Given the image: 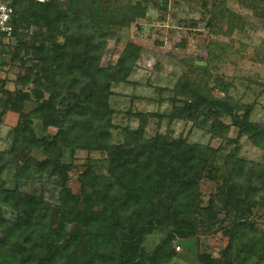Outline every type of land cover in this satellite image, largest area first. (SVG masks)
<instances>
[{
	"label": "trees",
	"instance_id": "16d2710c",
	"mask_svg": "<svg viewBox=\"0 0 264 264\" xmlns=\"http://www.w3.org/2000/svg\"><path fill=\"white\" fill-rule=\"evenodd\" d=\"M7 1L15 15L13 39L19 36L11 57L17 59L19 53L32 51L40 71L31 80L33 97L39 101L31 116L56 131L48 139L39 138L26 125L16 123L9 149L0 150V264H71L66 253L74 244L78 251L71 258L78 264H165L173 255L175 233L194 235L197 229L206 230L220 212L232 220L222 229L227 243L217 264L262 260L264 232L247 221L254 204L252 179L257 173L244 168L245 160L220 153L223 160L229 158L230 165L219 178L212 167L219 155L216 147L189 143L169 132L144 135L148 118H161L156 112L135 113L136 126L123 127L120 143L109 142L114 113L108 102L111 84L127 81L140 50L139 45L128 42L113 64H99L106 33L111 25H126L123 15L115 9L102 10L96 0H69L65 11H56L51 0H28L38 5L34 11L25 3L27 0ZM31 25L37 30L28 34ZM28 81L25 75L22 83ZM39 88L49 93L46 99H42ZM166 90L170 93L167 124L178 119L196 125L204 119L209 122V134L222 136L229 126L220 119L229 115L234 117L237 137L244 135L254 146L264 148V115L259 121H251V108L232 103L226 85H220V96H215L212 89L206 95L196 92L195 86L179 79L158 93ZM2 93L5 98L0 104V119L6 110L16 112L23 120L29 117L21 111L27 93ZM37 148H41L44 159L36 161L30 156V150ZM63 149H103L107 154L106 175L87 168L78 176L81 209L76 195L64 190L65 167L59 162ZM8 167L14 171L11 187L2 182V172ZM258 172L264 174V165ZM43 174L60 180L56 203L20 189L22 183ZM203 177L217 184L202 204L198 189ZM3 208L13 214L3 217ZM65 224L78 225L83 232L64 238ZM161 226H171L174 233L162 238L151 253L138 250L135 263L121 261L120 234L131 241Z\"/></svg>",
	"mask_w": 264,
	"mask_h": 264
},
{
	"label": "rangeland",
	"instance_id": "374dc122",
	"mask_svg": "<svg viewBox=\"0 0 264 264\" xmlns=\"http://www.w3.org/2000/svg\"><path fill=\"white\" fill-rule=\"evenodd\" d=\"M37 1V0H36ZM45 1V0H44ZM56 11H65L69 0H51ZM102 10H118L127 21L125 26L111 25L105 36V49L99 64H113L128 42L139 45L137 62L134 63L129 81L112 85V94L108 98L114 113L111 116L109 142L118 144L123 140V127H135L137 112H161V118H148L144 135L149 137L156 132L181 136L189 143L210 144L218 149L219 155L213 159L212 167L219 178L223 177L229 158L223 160L222 154H233L245 160L247 170L256 171L252 179L255 191L252 194L254 204L247 221L258 231L264 232V174H258L264 165V148L254 146L244 135L236 136L234 117L229 115L220 120L229 126L225 135L209 134V122L199 119L194 125L189 121L172 120L168 123L165 112L169 104L163 102L170 93L164 91L160 97L158 86L171 87L178 79L195 86L196 92L212 89L215 96H220V85L227 86L232 103H242L251 108L248 118L259 121L264 115V0H96ZM205 2L204 7L201 3ZM31 11L38 7L36 3L25 2ZM213 5L215 7H213ZM211 8V11H210ZM40 30H44L40 22ZM64 29V26H60ZM31 25L27 33L36 31ZM24 33V32H23ZM19 36L4 42L0 46V104L5 95L2 90L14 94L16 91L28 94V99L21 103V111L29 115L27 119L18 118L12 110H6L0 119V150L9 149L16 123L26 125L35 136L50 138L55 133L54 127H43L41 121L32 115L37 106L33 97L31 82L40 75L39 67L32 51L19 53L17 59L11 57V48L17 45ZM27 76L29 81L22 83ZM160 88V87H158ZM168 89V88H167ZM42 99L48 92L39 88ZM151 98L152 102L135 100ZM162 100V101H161ZM246 106V107H247ZM1 109V105H0ZM238 116L242 110L238 111ZM64 126H62L63 128ZM34 160L44 159L41 148L29 152ZM107 154L103 149H63L60 157L65 167L64 190L76 195L78 209L83 208V196L80 191L78 176L84 169H90L97 175H106ZM13 168L2 172L3 186L13 184ZM212 172V169L209 170ZM206 174V171L204 172ZM204 174V176H205ZM262 176L260 179H258ZM220 179H218L219 182ZM216 182L203 177L199 183L202 204L213 194ZM61 184L59 178L43 174L20 185L28 193L41 194L45 201L56 203ZM86 192H89L87 189ZM93 209H99L93 206ZM12 211L3 208L2 215L7 218ZM231 218L220 212L215 223L208 229H197L194 235L174 234L172 240L173 255L165 264H217L220 253L227 243V236L222 229L231 224ZM64 238L70 234H81L83 229L75 224L64 225ZM174 233L171 226H161L144 232L134 240L128 241L123 234L118 237L121 261L135 263L136 253L142 250L151 253L157 243L166 235ZM175 246L179 248L176 250ZM75 244L66 253L67 261L78 264L71 256L77 253ZM250 264H264V258Z\"/></svg>",
	"mask_w": 264,
	"mask_h": 264
},
{
	"label": "built area",
	"instance_id": "2783aa9c",
	"mask_svg": "<svg viewBox=\"0 0 264 264\" xmlns=\"http://www.w3.org/2000/svg\"><path fill=\"white\" fill-rule=\"evenodd\" d=\"M14 17L15 15L9 2L7 0H0V42L8 41L14 37L12 25ZM178 248V246H175L176 250Z\"/></svg>",
	"mask_w": 264,
	"mask_h": 264
},
{
	"label": "crops",
	"instance_id": "0c3cea01",
	"mask_svg": "<svg viewBox=\"0 0 264 264\" xmlns=\"http://www.w3.org/2000/svg\"><path fill=\"white\" fill-rule=\"evenodd\" d=\"M136 62H137V61H136ZM131 72H132V71H131ZM131 72H130L129 75H131ZM129 75H128V76H129ZM128 76H127V77H128ZM127 81H129V79H127ZM120 83H121V82H120ZM113 84L116 85V84H119V83H113ZM113 84H111V86H112ZM154 86H157L156 89H157L158 92H159V89H160V88H168V89L170 88V87H166V86H158V84H157V85L154 84ZM172 86H173V85H172ZM172 86H171V87H172ZM158 87H160V88H158ZM111 91H112V89H111ZM112 92H113V91H112ZM167 92H168V91H167ZM163 93H164V91H163ZM163 93H161L160 95H159V93H158V95H159L160 97H162V96L164 95ZM143 98H144V97H143ZM143 98L141 99V97H138V96H137V97H135L134 99H135V100H138V101H144V102H146V103H149V102L151 103V102H152V99H151V98H147V97H145V99H143ZM162 98H163V97H162ZM163 99H164V98H163ZM163 102L168 103V104H169V109H170V103H169V101L166 99V100H163ZM169 109H168L167 112H165V113H163V114H168ZM147 112H149V111H147ZM150 112H151V111H150ZM159 114H161V112H159ZM174 120H175V119H174Z\"/></svg>",
	"mask_w": 264,
	"mask_h": 264
}]
</instances>
